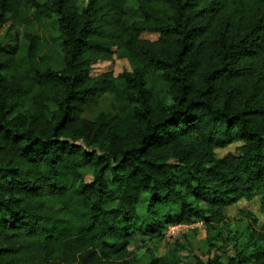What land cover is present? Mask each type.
<instances>
[{
	"label": "trees",
	"instance_id": "trees-1",
	"mask_svg": "<svg viewBox=\"0 0 264 264\" xmlns=\"http://www.w3.org/2000/svg\"><path fill=\"white\" fill-rule=\"evenodd\" d=\"M7 20L22 36L0 44V264H185L163 242L194 223L193 264H264V224L226 213L258 196L264 216V0H0ZM113 58L130 70L91 75ZM105 95L114 114L86 118Z\"/></svg>",
	"mask_w": 264,
	"mask_h": 264
},
{
	"label": "rangeland",
	"instance_id": "rangeland-1",
	"mask_svg": "<svg viewBox=\"0 0 264 264\" xmlns=\"http://www.w3.org/2000/svg\"><path fill=\"white\" fill-rule=\"evenodd\" d=\"M41 1V0H38ZM140 14L138 13L136 7L131 2L128 3L125 7V21L126 23H131L132 21L139 19ZM10 25V20H7L0 29V44H4L6 41H8L7 47H3L4 49H9L12 47L15 43H19L21 41L22 31L21 29L13 30L10 35H7V29ZM33 32L35 34H40L44 38V42H46L47 46L45 48L44 52H51L52 49L56 47L55 41H53V38L55 37V31L51 28H49L46 32L40 31L37 29V27H33ZM9 36V37H8ZM156 35L154 34H143L142 38L148 39V40H155ZM11 40V41H9ZM2 49L1 51H3ZM57 57V55H55ZM130 67L126 60L123 59H117L113 58L110 62H103V63H97L96 65L92 66L91 75L97 76L105 72H111L114 76H117L119 73L123 71H129ZM114 108L112 106V98L109 95L102 96L99 98L98 103L93 106H89L85 111V117L89 119H93L99 114H105L107 116H111L114 114ZM239 144H233L230 145L224 149H220L216 151L217 157H222L226 153H237V147ZM85 181L89 182L91 180V176L86 173L84 175ZM249 211L252 214H254L259 221V225L264 224V216L259 210V204H258V196H254L251 201H239L236 205L230 207L227 210V216L230 219H233L235 215L239 211ZM139 211L142 216V219L148 220L147 215L144 213L145 211V201L141 202L139 206ZM179 239L180 242L187 245L191 250V256L187 253H182V256H189L186 259L185 264H193V257L192 255L201 258L206 259L207 258V246L205 243V232L204 228L202 227L201 223H194L191 225H188V227L181 228L177 231L176 236H170L169 234L165 236V243L172 242L175 239ZM139 242V237H136L135 239V245ZM164 244H162L158 250L159 254L163 253ZM142 252V251H141ZM140 252V253H141ZM142 254V253H141ZM145 258V256H144ZM146 260V259H143Z\"/></svg>",
	"mask_w": 264,
	"mask_h": 264
},
{
	"label": "built area",
	"instance_id": "built-area-1",
	"mask_svg": "<svg viewBox=\"0 0 264 264\" xmlns=\"http://www.w3.org/2000/svg\"><path fill=\"white\" fill-rule=\"evenodd\" d=\"M184 227H188V226H186V225H177V226H170V227H168V229H167V232H166V234L168 235H170V236H176V234H177V231L179 230V229H181V228H184Z\"/></svg>",
	"mask_w": 264,
	"mask_h": 264
}]
</instances>
